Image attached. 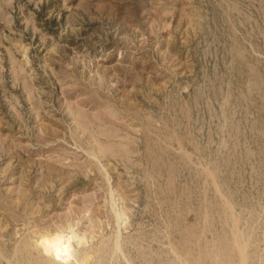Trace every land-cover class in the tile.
Masks as SVG:
<instances>
[{
	"label": "rangeland",
	"instance_id": "obj_1",
	"mask_svg": "<svg viewBox=\"0 0 264 264\" xmlns=\"http://www.w3.org/2000/svg\"><path fill=\"white\" fill-rule=\"evenodd\" d=\"M69 222L80 264H264V0H0V264Z\"/></svg>",
	"mask_w": 264,
	"mask_h": 264
},
{
	"label": "clouds",
	"instance_id": "obj_2",
	"mask_svg": "<svg viewBox=\"0 0 264 264\" xmlns=\"http://www.w3.org/2000/svg\"><path fill=\"white\" fill-rule=\"evenodd\" d=\"M34 243L53 264H80L76 249L86 245L87 240L80 234L79 223L69 222L55 225L53 230L40 235Z\"/></svg>",
	"mask_w": 264,
	"mask_h": 264
}]
</instances>
